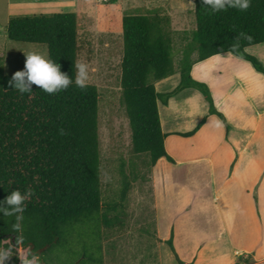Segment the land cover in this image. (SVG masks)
<instances>
[{
	"label": "trees",
	"instance_id": "trees-1",
	"mask_svg": "<svg viewBox=\"0 0 264 264\" xmlns=\"http://www.w3.org/2000/svg\"><path fill=\"white\" fill-rule=\"evenodd\" d=\"M193 14L195 28L178 64L179 84L165 93H158L154 85L176 72L170 18L158 10L122 18L120 87L132 152L146 156L143 163L149 170L161 158L174 162L164 149L166 135L161 130L158 103L167 105L182 90L198 91L208 104V114L217 116L226 131L229 129L223 114L214 107L209 88L191 77L193 64L221 51L249 62L264 76L260 61L245 51L264 42V0H251V7L244 12L229 8L218 13L204 7L202 0H194ZM77 29L73 12L13 16L6 25L9 40L46 45L48 59L59 64L73 84L54 95L34 85L33 92L21 96L8 87L13 74H3L0 57V201L14 190L23 193L31 189L34 193L26 201L22 233H13L14 218L0 213V247L14 245L15 235L22 237L5 264H21L18 257L29 249L39 254L41 264H103L102 231L118 223V217L109 214L123 207L130 185L136 182L133 161L132 178L121 168L118 200L102 202L99 94L94 85L88 84L84 91L75 86ZM240 33L252 39L240 37ZM203 122L178 135H193ZM61 128L67 135L59 134ZM166 244L177 264H185L171 239Z\"/></svg>",
	"mask_w": 264,
	"mask_h": 264
},
{
	"label": "crops",
	"instance_id": "crops-1",
	"mask_svg": "<svg viewBox=\"0 0 264 264\" xmlns=\"http://www.w3.org/2000/svg\"><path fill=\"white\" fill-rule=\"evenodd\" d=\"M43 5L24 8L33 14ZM245 51L264 67V42ZM223 54L219 61L193 64L190 74L209 88L228 131L208 114L207 102L194 89L182 90L167 105L158 103L164 149L174 162L161 158L151 168L155 236L161 244L171 239L185 264H245L239 260L249 256V264H264V76L249 62ZM179 80L175 72L156 82L155 90L169 92ZM202 120L193 135H178ZM203 168L209 172V191L200 201L208 203V210L198 203L203 191L193 190L186 178Z\"/></svg>",
	"mask_w": 264,
	"mask_h": 264
},
{
	"label": "rangeland",
	"instance_id": "rangeland-1",
	"mask_svg": "<svg viewBox=\"0 0 264 264\" xmlns=\"http://www.w3.org/2000/svg\"><path fill=\"white\" fill-rule=\"evenodd\" d=\"M34 2L44 5L32 14L33 10L24 8V5L30 4L32 9ZM191 2L193 4L188 0H177V5L173 6L171 0H117L114 3L108 0H0V57L3 59L4 75H12L24 69V52L34 51L48 59L46 45L8 39L6 25L9 16L61 12L76 14L77 60L88 65V84L96 86L99 94L97 123L103 203L112 204L118 200L121 168L132 178V162L136 164V182L130 185L123 207L109 214L110 217L117 216L118 223L102 231L103 264H176L168 245L161 244L155 236L151 170L143 163L146 156H135L132 152L131 131L120 87L123 54L121 24L123 16L127 14L158 10L167 15L173 39L172 57L178 73L182 50L189 43L195 28L194 0ZM171 21L180 22L172 25ZM193 176L190 172L187 181L194 185L193 190L203 191L199 193L198 203L207 209L208 203L200 201V198L209 191L205 184L209 172L203 168L195 171ZM247 258L239 261L249 264Z\"/></svg>",
	"mask_w": 264,
	"mask_h": 264
},
{
	"label": "clouds",
	"instance_id": "clouds-1",
	"mask_svg": "<svg viewBox=\"0 0 264 264\" xmlns=\"http://www.w3.org/2000/svg\"><path fill=\"white\" fill-rule=\"evenodd\" d=\"M189 3L193 4L191 0ZM204 7L211 10L212 13L227 11L229 8L241 12L247 11L251 7V0H202ZM240 37L251 40L252 37L245 33H240ZM239 39V37H237ZM26 57L23 70L13 74L8 82V87L17 91L21 96L25 93L33 92V86L49 95L66 91L72 84L73 79L66 73L61 72L60 65L44 55L37 52H24ZM223 53L217 51L210 59L221 60ZM75 86L80 90H86L89 82V67L80 60L75 62ZM60 135H67L66 131L61 128L58 130ZM34 195L31 189L21 193L19 190L12 191L3 201H0V213L4 217H13L14 222L11 224L12 232L20 234L24 230V212L26 210V201ZM22 243V237L15 235V244L10 247H0V264H5L14 256L16 247ZM21 264H41L40 256L37 252L28 250L23 256L18 257Z\"/></svg>",
	"mask_w": 264,
	"mask_h": 264
},
{
	"label": "water",
	"instance_id": "water-1",
	"mask_svg": "<svg viewBox=\"0 0 264 264\" xmlns=\"http://www.w3.org/2000/svg\"><path fill=\"white\" fill-rule=\"evenodd\" d=\"M43 250H44V249H41L40 252L43 251ZM75 264H77V263H75Z\"/></svg>",
	"mask_w": 264,
	"mask_h": 264
}]
</instances>
